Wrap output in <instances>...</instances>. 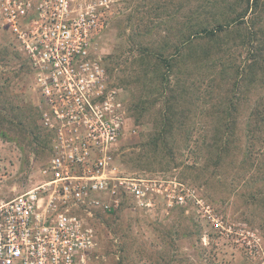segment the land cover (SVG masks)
Wrapping results in <instances>:
<instances>
[{
	"label": "rangeland",
	"instance_id": "374dc122",
	"mask_svg": "<svg viewBox=\"0 0 264 264\" xmlns=\"http://www.w3.org/2000/svg\"><path fill=\"white\" fill-rule=\"evenodd\" d=\"M228 7L230 0H118L97 54L125 109L114 164L194 188L229 231L211 230L192 204L157 200L91 216L74 208L96 233L94 264H264V129L255 133L262 140L248 133L255 109L264 115V79L245 81L236 95L245 34L222 21ZM217 24L223 33L200 39V28ZM39 100L25 56L0 29V201L45 181L51 140Z\"/></svg>",
	"mask_w": 264,
	"mask_h": 264
},
{
	"label": "built area",
	"instance_id": "2783aa9c",
	"mask_svg": "<svg viewBox=\"0 0 264 264\" xmlns=\"http://www.w3.org/2000/svg\"><path fill=\"white\" fill-rule=\"evenodd\" d=\"M118 0H0L6 30L33 71L40 125L50 134L45 181L0 201V264H94L96 233L75 214L192 204L211 230L229 231L194 188L126 175L111 151L125 125L119 91L97 54Z\"/></svg>",
	"mask_w": 264,
	"mask_h": 264
},
{
	"label": "trees",
	"instance_id": "16d2710c",
	"mask_svg": "<svg viewBox=\"0 0 264 264\" xmlns=\"http://www.w3.org/2000/svg\"><path fill=\"white\" fill-rule=\"evenodd\" d=\"M230 2L231 7L227 10L231 13L226 15V18H222V21L228 24L231 21L234 28L245 34L244 43L241 46L245 50V56L242 65L238 66L235 72L238 76L236 95H239L240 86L245 81H249L250 84H261L264 79V0H230ZM221 33H223L221 24L211 29L203 27L198 30L200 39L204 40H213ZM235 110L234 106L231 112ZM262 112L259 108L253 112L255 124L252 129L248 130L249 137L252 139H257L256 134H263L264 115ZM46 134L50 140V134ZM257 140H262V137L259 136Z\"/></svg>",
	"mask_w": 264,
	"mask_h": 264
}]
</instances>
